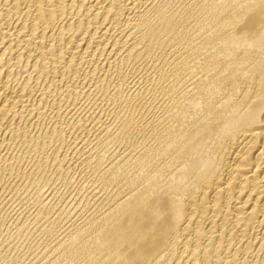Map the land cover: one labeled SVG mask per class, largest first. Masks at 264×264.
Listing matches in <instances>:
<instances>
[{"label": "bare ground", "instance_id": "bare-ground-1", "mask_svg": "<svg viewBox=\"0 0 264 264\" xmlns=\"http://www.w3.org/2000/svg\"><path fill=\"white\" fill-rule=\"evenodd\" d=\"M53 170L0 264H264V0H0V214Z\"/></svg>", "mask_w": 264, "mask_h": 264}, {"label": "rangeland", "instance_id": "rangeland-1", "mask_svg": "<svg viewBox=\"0 0 264 264\" xmlns=\"http://www.w3.org/2000/svg\"><path fill=\"white\" fill-rule=\"evenodd\" d=\"M54 172H55V170H53L51 172L52 174L51 173H50V175L47 174L46 175L47 178H45L46 176L44 177L45 180L43 179L42 186L44 185L45 187L42 188V190H41L43 192L39 191L41 194L40 193L38 194L36 191H35V193L34 192L32 193V191L29 193L31 195L30 202L28 200L30 195L28 193L27 194L21 193L20 195L17 194V196H15L14 200L10 201L9 205L10 204L11 205L8 207L7 211H5V212L2 211L0 214V227L1 226L3 227L4 224L6 225L8 223L13 224L14 221L19 218L18 217L19 215L23 214L24 212H26L29 209L28 207H30V206L32 207V206L37 205V202H39V201L36 202V200L42 199V197H43L44 199L46 198L47 200H48V198H50V199H53V201H58L60 199L58 197L60 191L64 192V193L69 192L68 189H66V187H62V184L64 183V181L62 180L63 178L60 177L61 176L60 174L62 171H60V173H59V171H58V173H57V171L55 173ZM49 178L52 179L51 182H50ZM77 187H76L77 190L75 188L76 192H78V189H80V185H78ZM69 190H73V186L70 187ZM26 195H29V196H26ZM20 196H22V197H20ZM23 196H24V199H23ZM35 197H36V199H35ZM64 201H66V200H64ZM64 201H63V204L65 203V205L67 206L68 201H66V202H64ZM32 204H34V205H32ZM25 209H27V210H25ZM1 224H3V225H1Z\"/></svg>", "mask_w": 264, "mask_h": 264}]
</instances>
